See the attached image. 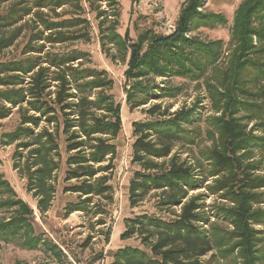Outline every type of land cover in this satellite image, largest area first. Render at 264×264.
I'll list each match as a JSON object with an SVG mask.
<instances>
[{"label": "trees", "instance_id": "16d2710c", "mask_svg": "<svg viewBox=\"0 0 264 264\" xmlns=\"http://www.w3.org/2000/svg\"><path fill=\"white\" fill-rule=\"evenodd\" d=\"M12 1L0 0V6L9 3L6 11H0V51L15 44L25 28L17 24L33 8H38L33 21L44 28L30 34L25 56L0 62V102L19 106L21 113L20 125L7 136L14 142L20 138L29 141L19 143L28 149L24 164L28 190L39 197V210L48 211L55 192L49 180L61 168L63 135L68 166L65 180H77L65 191L80 195L77 202L66 205L67 214L77 210L102 214L104 208L93 198L113 199L109 181L118 150L112 140L123 125L121 104L107 90L113 82H107L105 72L95 67H82L83 61L72 65L85 58L76 48L56 53L44 52L45 45H35L44 39L59 44L84 38L64 30L87 20L79 16L72 18L75 21L55 20L42 11L49 8L56 13L59 6L78 0ZM204 6V0H187L171 34L145 32L137 40L118 32L117 20L116 25H107L106 10L98 12L103 43L108 39L129 52L125 92L131 107L175 97L182 87L173 86L171 80L185 77L205 84L206 97L218 114L204 117L202 100L175 111L161 101L147 108L145 120L133 122V162L142 169L130 181V203L135 206L156 192L158 207L165 208L169 216L144 213L128 219L121 237L143 235L150 252L123 247L114 254L115 264H207L203 257L216 249L222 258L233 255L240 264H260L264 255V0L242 2L227 43L192 35L202 25L228 23L222 13L205 11ZM156 77L163 80L158 84ZM4 110L0 115L10 112ZM253 120L263 131L261 135L248 129V121ZM202 121L207 127H201ZM43 122L46 125L40 128ZM205 133L212 143L197 146L195 163L175 152L178 144L196 145ZM203 188L221 201L206 205L208 193L191 195ZM0 192L7 193L0 197V210L13 211L0 221V241L19 237L28 249L44 245L62 254L36 233L31 220L34 210L6 179L0 178ZM1 247L0 243V251ZM16 264L28 263L18 260Z\"/></svg>", "mask_w": 264, "mask_h": 264}, {"label": "rangeland", "instance_id": "374dc122", "mask_svg": "<svg viewBox=\"0 0 264 264\" xmlns=\"http://www.w3.org/2000/svg\"><path fill=\"white\" fill-rule=\"evenodd\" d=\"M14 1V0H13ZM12 1V2H13ZM92 2V0H90ZM88 0H78L76 4L59 6L54 13L49 8H43L42 11L50 18L55 20L72 19L79 16L87 20V23L75 25L73 28H66L65 33L83 34L85 37L73 39L59 44H51L47 39L39 40L35 45H45L44 52H62L76 48L85 54L82 60H74L72 65H78L79 61L82 67H95L105 72V79L110 86L107 90L112 93L115 100L120 102L122 107L121 121L122 129L113 138L112 142L116 144L117 156L114 160L115 169L111 172L110 184H112L113 199L100 198L94 196L93 202L104 208V213L95 214L93 212L86 213L81 210L67 214L66 205L69 202H77L80 195L65 191L67 185L77 183V180H65V174L68 166L65 164V137L61 136V148L63 153L61 168L53 173L49 180L55 186L53 199L48 207V211L41 212L37 207L39 197L33 195L28 190V181L26 167L24 164L28 156L26 146L20 145V142H29L26 138H20L18 141H12L7 133L13 132L18 128L21 122V113L18 107H14L7 101L0 102V114L7 108L9 113L0 115V178L7 180L16 192L17 196L23 198L30 208L38 214H33L32 225L35 231L41 234L44 239L54 243L62 254L57 255L52 249L48 250L46 246L41 245L35 249H28L22 245L21 239L16 237L10 241H0L1 251L0 258L3 264H16L18 260H25L28 264H115L114 254L123 247H139L150 252V248L144 241V236L136 233L130 238H123L121 234L127 229L130 218H134L138 214H156L162 217L169 216V213L158 207L159 194L151 192L143 201L132 206L129 199L128 188L136 170H141V164L133 162L132 145L136 138L133 132V122L141 121L147 118V108L157 102L162 101V105L171 106L170 111H175L182 105L193 104L198 100H202L200 105H204L201 110L203 116L218 115L212 109V103L209 100L205 84L191 78L175 77L171 82L173 86L182 87V92L175 97H164L161 101L152 99L146 105L131 107L127 102V93L125 92L126 80L125 71L128 68L129 52L115 45V43L103 39L100 31V19L98 12L106 10L103 15L107 25L115 24L118 21L117 30L122 35H129L137 40L139 34H171L175 30L178 16L187 0H97L95 4L90 5ZM244 0H204V10L210 12L222 13L227 19V24H216L215 27L204 26L192 31V35L205 40L222 39L226 43L232 36V25L236 10ZM23 3V0L20 2ZM9 3H3L0 11H6ZM32 13L18 22L21 25L22 34L18 37L10 47L1 49L0 62L5 60H14L21 58L27 44L30 42V34L37 30H44L43 26H36L33 18L38 8H33ZM56 15V17H55ZM102 18V17H101ZM75 21L74 19H72ZM71 20V21H72ZM30 24V27H28ZM39 27V28H37ZM49 31H44L48 34ZM36 54V53H33ZM39 55H44L41 53ZM47 63L43 64V66ZM54 68V67H53ZM52 68V69H53ZM163 77H156L159 84ZM3 87V86H2ZM0 87V88H2ZM54 89V87H53ZM26 106V104H24ZM5 107V108H4ZM35 113V111H32ZM31 112V113H32ZM248 129H253L255 134L261 135L262 130L257 129L256 121H248ZM46 124L43 122L42 128ZM201 127L205 128L206 123L201 122ZM38 128L37 130H39ZM212 141L209 135H205L198 141L196 145L178 144L175 152H178L182 159H186L190 163H195L194 157H198L199 148L211 145ZM260 151L257 150V157ZM17 163V164H16ZM19 167V168H18ZM264 172V169L263 171ZM212 182V179L207 183ZM207 194L205 203L210 204L214 201L220 202L217 195H212L209 191L198 189L192 191V194ZM7 193L0 192V197L5 198ZM179 208V207H178ZM13 215L11 209L0 210V221ZM226 225V224H224ZM263 228V227H259ZM110 231L109 237L107 232ZM70 255V256H69ZM207 264H240L233 255L223 257L218 254L217 249L203 257ZM260 264H264V255L260 259Z\"/></svg>", "mask_w": 264, "mask_h": 264}, {"label": "built area", "instance_id": "2783aa9c", "mask_svg": "<svg viewBox=\"0 0 264 264\" xmlns=\"http://www.w3.org/2000/svg\"><path fill=\"white\" fill-rule=\"evenodd\" d=\"M34 213H35V215H37V214H38L36 211H35ZM69 256H70V255H69Z\"/></svg>", "mask_w": 264, "mask_h": 264}]
</instances>
